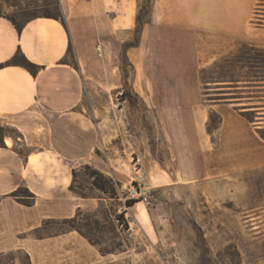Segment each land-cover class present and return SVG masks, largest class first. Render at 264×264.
Listing matches in <instances>:
<instances>
[{"label":"rangeland","instance_id":"1","mask_svg":"<svg viewBox=\"0 0 264 264\" xmlns=\"http://www.w3.org/2000/svg\"><path fill=\"white\" fill-rule=\"evenodd\" d=\"M164 1L108 0L119 19L112 33L99 26L104 55L97 74L86 75L81 106L96 139L73 168V190L99 206L50 220L48 231H81L95 264H264V167L238 168L225 153L217 106L220 88L264 81V47L250 45L247 32L170 24L179 14ZM257 5L264 10V0ZM0 14L25 21L61 9L57 0H0ZM254 92L264 97V88ZM15 135L0 121V144ZM94 170L107 192L93 185ZM138 183L149 203L129 206L121 186ZM18 195L32 202L26 190ZM15 257L29 264L23 252L0 264Z\"/></svg>","mask_w":264,"mask_h":264},{"label":"crops","instance_id":"2","mask_svg":"<svg viewBox=\"0 0 264 264\" xmlns=\"http://www.w3.org/2000/svg\"><path fill=\"white\" fill-rule=\"evenodd\" d=\"M57 2L61 19L36 15L20 30L0 16V121L16 134L4 136L0 144V261L9 252L25 253L29 264H95L98 259L81 231L50 233L48 222L73 219L99 206L97 198L73 190V168L96 139L95 126L81 106L86 75L97 74L98 51L104 55L106 41L99 37L107 32L99 26H109L112 33L119 16L108 0ZM164 2L179 14L170 24L236 38L247 32L250 45L264 47L259 0ZM23 59L36 66V75L21 66ZM262 83L220 88L225 91L217 104L221 145L241 169L264 167V97L254 92L264 88ZM21 189L32 195L31 203L18 195ZM8 264L21 262L15 257Z\"/></svg>","mask_w":264,"mask_h":264},{"label":"trees","instance_id":"3","mask_svg":"<svg viewBox=\"0 0 264 264\" xmlns=\"http://www.w3.org/2000/svg\"><path fill=\"white\" fill-rule=\"evenodd\" d=\"M0 16H3V17H5V18H7L8 20H10V21L13 23V25H14L18 30L21 29L22 25H23L24 22H25V21H19V20H17V19L14 18V17L12 18V17H9V16H4V15H2V14H0ZM44 16H46V17H51V18H55V19H61V14H59V15L45 14ZM137 20H138V22L141 21L140 13H139L138 16H137ZM7 65H10V64L7 63ZM21 66H22L23 68H25L27 71H29L32 75H36V73H37V68H36V66H35L34 64H32L31 62H29L28 60L23 59ZM2 67H4V65H3V64H0V68H2ZM123 95H124V94H123ZM0 146H1V145H0ZM91 177H92V179H93V182H92V183H93V185H94L97 189H99V190H101V191H103V192H107V191H108V189H109V182L106 181V180H104L103 176H102L98 171H95V170H94V171L91 173ZM30 196H32V195L30 194ZM127 203H128L129 206H132V205L135 204L136 202H135V201H128Z\"/></svg>","mask_w":264,"mask_h":264},{"label":"built area","instance_id":"4","mask_svg":"<svg viewBox=\"0 0 264 264\" xmlns=\"http://www.w3.org/2000/svg\"><path fill=\"white\" fill-rule=\"evenodd\" d=\"M120 191L125 194L124 200L125 201H135L142 202L144 204L149 203V192L145 186L142 184H130L129 186H121ZM126 191V192H125Z\"/></svg>","mask_w":264,"mask_h":264},{"label":"bare ground","instance_id":"5","mask_svg":"<svg viewBox=\"0 0 264 264\" xmlns=\"http://www.w3.org/2000/svg\"><path fill=\"white\" fill-rule=\"evenodd\" d=\"M6 142H7V144H9V145L11 144V140H10V139H7ZM150 175H151V172H150ZM137 203H142V202H137ZM142 204H144V203H142Z\"/></svg>","mask_w":264,"mask_h":264}]
</instances>
